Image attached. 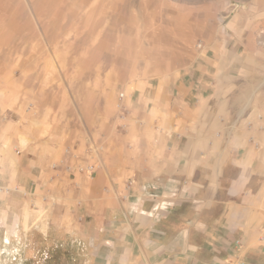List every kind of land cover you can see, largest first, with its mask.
I'll return each instance as SVG.
<instances>
[{"label": "crops", "instance_id": "crops-1", "mask_svg": "<svg viewBox=\"0 0 264 264\" xmlns=\"http://www.w3.org/2000/svg\"><path fill=\"white\" fill-rule=\"evenodd\" d=\"M263 23L240 13L184 68L128 88L97 153L67 168L0 124V198L34 193L41 211L52 196L49 223L87 264H264Z\"/></svg>", "mask_w": 264, "mask_h": 264}, {"label": "rangeland", "instance_id": "rangeland-1", "mask_svg": "<svg viewBox=\"0 0 264 264\" xmlns=\"http://www.w3.org/2000/svg\"><path fill=\"white\" fill-rule=\"evenodd\" d=\"M240 13L264 20V0H0V124L67 168L97 153L128 88L184 68ZM29 197L0 198V264H87L84 243L49 223L53 197L41 211Z\"/></svg>", "mask_w": 264, "mask_h": 264}, {"label": "built area", "instance_id": "built-area-1", "mask_svg": "<svg viewBox=\"0 0 264 264\" xmlns=\"http://www.w3.org/2000/svg\"><path fill=\"white\" fill-rule=\"evenodd\" d=\"M120 97L123 98L124 93H120ZM95 169H96L95 164H88V165L78 167L79 171L86 173L88 176L92 175L94 173Z\"/></svg>", "mask_w": 264, "mask_h": 264}]
</instances>
